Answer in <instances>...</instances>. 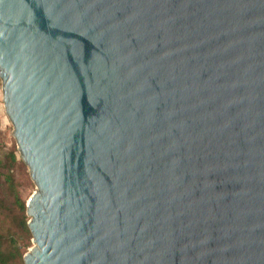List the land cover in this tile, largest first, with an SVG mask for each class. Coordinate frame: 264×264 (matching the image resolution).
Segmentation results:
<instances>
[{
    "label": "water",
    "instance_id": "obj_1",
    "mask_svg": "<svg viewBox=\"0 0 264 264\" xmlns=\"http://www.w3.org/2000/svg\"><path fill=\"white\" fill-rule=\"evenodd\" d=\"M0 80L24 264H264V0H0Z\"/></svg>",
    "mask_w": 264,
    "mask_h": 264
},
{
    "label": "trees",
    "instance_id": "obj_2",
    "mask_svg": "<svg viewBox=\"0 0 264 264\" xmlns=\"http://www.w3.org/2000/svg\"><path fill=\"white\" fill-rule=\"evenodd\" d=\"M18 166L26 165L16 149H7L0 141V264H24L23 254L32 238L26 199L20 195L14 172Z\"/></svg>",
    "mask_w": 264,
    "mask_h": 264
},
{
    "label": "rangeland",
    "instance_id": "obj_3",
    "mask_svg": "<svg viewBox=\"0 0 264 264\" xmlns=\"http://www.w3.org/2000/svg\"><path fill=\"white\" fill-rule=\"evenodd\" d=\"M12 124L9 121L3 101H2V88H1V80H0V141L2 144L7 147V149H16V152L18 153V150L16 148L15 140L12 136ZM4 151V149H3ZM19 156V153H18ZM20 158V156H19ZM25 164V163H24ZM16 169V170H15ZM14 169L17 181L19 183V192L22 198L26 199L35 191V185L33 181L30 178L29 171L27 166H18ZM33 246L32 238L29 240V244L27 247V250L30 249ZM26 250V252H27Z\"/></svg>",
    "mask_w": 264,
    "mask_h": 264
}]
</instances>
